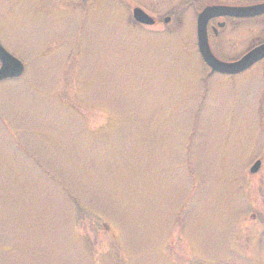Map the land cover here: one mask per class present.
Masks as SVG:
<instances>
[{"label": "rangeland", "instance_id": "1", "mask_svg": "<svg viewBox=\"0 0 264 264\" xmlns=\"http://www.w3.org/2000/svg\"><path fill=\"white\" fill-rule=\"evenodd\" d=\"M221 1L0 0L25 66L0 82V264H264V63H203L197 15Z\"/></svg>", "mask_w": 264, "mask_h": 264}, {"label": "water", "instance_id": "2", "mask_svg": "<svg viewBox=\"0 0 264 264\" xmlns=\"http://www.w3.org/2000/svg\"><path fill=\"white\" fill-rule=\"evenodd\" d=\"M264 14V4L233 7V6H207L197 17V46L199 54L210 69L212 74L224 76L240 75L259 62L264 60V43L256 46L247 52L240 59L232 62H225L218 59L212 52L208 38V24L212 19L222 17L234 18H254ZM133 18L140 25L152 27L156 24V20L144 12L141 8L133 10ZM170 19L165 20L169 23ZM0 82L20 78L25 72V66L22 61L9 53L0 43ZM261 161H256L252 166L251 174H256L261 168Z\"/></svg>", "mask_w": 264, "mask_h": 264}, {"label": "flooded vegetation", "instance_id": "3", "mask_svg": "<svg viewBox=\"0 0 264 264\" xmlns=\"http://www.w3.org/2000/svg\"><path fill=\"white\" fill-rule=\"evenodd\" d=\"M264 4V0H222L221 2H216L210 6L220 5V6H233V7H248ZM264 20V14L254 17V18H234V17H223L212 19L208 24V36L210 46L212 48V39H218L220 37V32L224 30H236L237 24H246L247 22H256L260 23ZM263 23V22H261ZM264 43V41H256L253 45L248 46L245 53L253 49L254 47ZM244 53V54H245Z\"/></svg>", "mask_w": 264, "mask_h": 264}]
</instances>
